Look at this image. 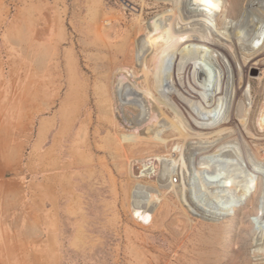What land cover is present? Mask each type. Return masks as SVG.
<instances>
[{
    "label": "bare ground",
    "instance_id": "6f19581e",
    "mask_svg": "<svg viewBox=\"0 0 264 264\" xmlns=\"http://www.w3.org/2000/svg\"><path fill=\"white\" fill-rule=\"evenodd\" d=\"M142 1L144 5L136 17L129 20L126 9L113 8L112 0H86L82 10L87 11V27L93 25L96 31L90 32L79 23L82 38L78 41L73 38L71 50L65 51L66 68L59 61L62 84L58 97L53 98L52 105L42 108L45 112L52 110L62 92L68 90L59 99L60 109L54 114L56 127L59 121L60 129L52 139L53 145L57 146L66 134L74 132V154L66 161L71 166L89 164L104 168L110 175L113 201L116 206L120 205L119 211L129 209L150 224L154 212L164 203V212H187L188 217H197L196 226L206 227L200 231L199 243H191L205 251L190 256V243H187L183 263L179 264L189 261L192 264H250L248 250L252 247L257 260L262 261L264 139L252 133L255 129L251 122L252 110L256 102L252 98L253 77L244 65L247 62L249 69L255 65L258 74L254 78L264 79V67L260 65L264 62V0H227L230 3L224 9V0H173L168 10L164 9L169 0H153L151 8L162 12L151 21H146L150 16L146 13L149 3ZM116 24L124 27L117 40L111 37ZM209 25L217 29L211 35L207 34ZM75 29L79 31L78 27ZM208 51L223 56L232 53L234 71L237 68L228 96L222 102L215 103L214 99L219 97L208 100L205 94L195 95L194 87L207 89L208 85L207 71L201 63L197 62L195 67L196 81L190 79L193 69L188 73L190 89L177 74L183 61L189 62L192 52L202 59ZM44 57L30 54L32 68L37 66L38 75L43 78L36 87L41 91L49 84L43 71ZM123 67L128 70L124 72ZM150 113L155 123L145 126L135 137L123 133L125 125L121 120L131 117L132 124L144 125ZM257 120L260 130L264 131V103ZM49 125L41 122L43 144L51 140L52 129L44 141ZM51 149L45 152L48 171L59 168ZM146 151L150 153L148 156L134 159V153ZM100 153L104 158L99 157ZM234 154L253 169L251 178L244 183L230 175L215 174V166L235 167ZM52 156L53 163L49 162ZM130 159L139 165V176L128 168ZM141 179H151L152 184L142 183ZM130 180L136 182L131 188ZM249 201L257 205L241 217L243 221L251 215V223L238 229L235 250L226 238H233L228 235L231 222ZM172 220L176 225L169 235L177 240L174 248L178 251L189 234L185 232L183 237H177L181 223L176 217ZM199 257L203 258L201 263H198Z\"/></svg>",
    "mask_w": 264,
    "mask_h": 264
},
{
    "label": "rangeland",
    "instance_id": "374dc122",
    "mask_svg": "<svg viewBox=\"0 0 264 264\" xmlns=\"http://www.w3.org/2000/svg\"><path fill=\"white\" fill-rule=\"evenodd\" d=\"M172 1L169 0L164 10L172 7ZM86 3V0H0V264H179L184 260L185 244L190 243V256L205 251L193 245L199 243L200 231L206 227L202 224L196 226L197 217L190 218L187 212H164V203L154 212L150 224L127 210L128 207L127 211H119L120 205L116 206L113 201L115 196L110 175L104 172V168L89 164L71 166L66 161L74 154L72 145L75 133L64 134L68 141L64 138V142L60 140L58 143L59 146L53 145L52 139L60 129L59 121L56 127L54 114L60 109L58 101L65 97L68 90L62 92L52 110L45 112L42 108L52 105L53 98L58 97L57 92L62 84L59 61L66 68L65 51L71 50L73 38L76 41L82 38L79 23L90 32L96 31L93 25L87 27V11L82 10ZM147 3L150 8L146 9V13L150 16L146 21H151L162 11L155 12L151 8L155 1L147 0ZM229 3L224 0L223 9ZM143 5L142 0H112L113 8L126 9L129 20L136 17ZM76 27L79 31H76ZM123 28L116 24L111 37L119 39ZM216 31L213 25H209L207 34ZM226 46L230 51L227 42ZM44 50L46 53L41 54ZM31 52L36 58L46 56L43 71L49 84L44 91L36 90L43 78L38 75L37 66L32 68ZM231 55L230 52L223 56L208 51L205 58L200 59L196 52H192L189 62L185 59L188 63L183 61L177 74L183 79V85L190 89L188 73L193 69L194 76L192 73L190 79L194 82L196 64L201 63L202 69L207 71L209 90L196 86L195 95L205 94L207 99L219 97L214 99L215 103L222 102L228 96L231 78L234 73L236 76L237 71L236 67L234 71ZM82 59L86 63V57ZM260 65L264 67V62ZM253 67L249 69L247 62L244 65L245 71L253 77L252 98L256 102L252 110L251 122L255 128L252 133L256 138L264 139V131L260 130L257 120L264 103V79L259 81L254 78L258 69L255 65ZM122 70L125 72L128 68L123 67ZM237 80L240 82L239 76ZM248 113L249 110L246 115ZM43 121L50 124L44 141L52 129L49 134L51 140L47 144H43L40 131ZM132 121L131 117L120 121L125 125L123 133L131 137L141 133L145 126L155 123L151 113L144 120V125L139 122L132 124ZM50 148L59 163L58 170H47L45 152ZM149 154L147 151L136 152L134 159ZM99 157L104 158V154L100 153ZM234 157L237 160L234 168L218 165L215 166V174L220 177L230 175L244 183L251 178L253 169L242 162L238 155ZM132 160L127 162L128 168L139 176V165ZM49 162H54L53 156ZM140 181L152 184L151 179ZM133 183L130 180L129 188ZM255 204L257 202L251 201L231 222L228 235L233 238H226V241L235 250L238 246V229L243 224L251 223V215L248 214L243 221L241 217ZM174 217L181 223L176 236L183 237L185 232L189 234L178 251L174 248L177 240L169 235L176 225L172 220ZM183 225H186L185 229ZM254 249L248 250L250 264H264V252L260 261L253 254ZM187 256L190 257L189 253ZM198 260L201 263L203 258L199 257ZM189 262L192 264V261Z\"/></svg>",
    "mask_w": 264,
    "mask_h": 264
}]
</instances>
